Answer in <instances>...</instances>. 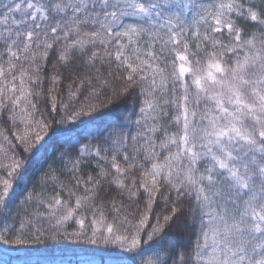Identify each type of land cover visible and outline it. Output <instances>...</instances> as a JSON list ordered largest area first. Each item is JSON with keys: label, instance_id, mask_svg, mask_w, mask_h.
<instances>
[{"label": "snow or ice", "instance_id": "snow-or-ice-1", "mask_svg": "<svg viewBox=\"0 0 264 264\" xmlns=\"http://www.w3.org/2000/svg\"><path fill=\"white\" fill-rule=\"evenodd\" d=\"M129 98L27 207H11L21 163H0V241L38 242L47 224L45 238L153 242L148 264H264V0L0 4V112L26 151L49 127L38 105L65 124ZM173 225L183 235L165 239Z\"/></svg>", "mask_w": 264, "mask_h": 264}, {"label": "trees", "instance_id": "trees-1", "mask_svg": "<svg viewBox=\"0 0 264 264\" xmlns=\"http://www.w3.org/2000/svg\"><path fill=\"white\" fill-rule=\"evenodd\" d=\"M6 2L7 0H0V4ZM184 15L186 18L189 17L187 12ZM136 20V17H125L123 22L134 23ZM103 99L104 96H101V100ZM38 107L43 110L49 127L43 131L34 129V132H39L43 139L39 142L30 141L33 146L27 151L23 143L15 139L14 133L19 135V132L12 127L11 122L7 119L8 113L0 112V132H3V135L8 136L11 140V144H9L3 140V136H0V144H3V149L7 151V156L3 151H0V163L10 164L13 160L21 163L20 168L11 177L13 180L12 191L15 194L11 207L14 211L17 208L27 207L24 204V197L28 192L40 191L43 181L52 174L51 169L62 167V157L65 153H75V149L79 147L78 144H75L76 140L81 143H98L96 137L99 136V132L97 129L106 130L113 123L123 121V117L128 114L132 104L130 98L106 104L90 116H84L78 121L65 124L57 123L61 118L62 110L55 114H49L43 103ZM37 118H40L39 113ZM124 124L128 130L130 126L126 121ZM5 176L6 170L0 169V178ZM46 187L50 188L51 182ZM162 208L163 205L159 204L155 211L160 212ZM152 222L154 221H150V223ZM48 227L47 224L44 225V235L38 242L13 244L11 240L16 238L15 234L10 235L7 244L0 241V264H65L67 261L81 260L93 261L96 264H148L149 261L156 259L160 251L159 246L153 242H142L137 249L129 251L126 247L121 248L118 244H90L84 239L73 237L45 238L51 236V232L47 230ZM77 229L78 225L74 221H68L60 229V232L71 233ZM182 235L183 233L173 225L167 230L165 239ZM146 239V235H143V240Z\"/></svg>", "mask_w": 264, "mask_h": 264}, {"label": "rangeland", "instance_id": "rangeland-1", "mask_svg": "<svg viewBox=\"0 0 264 264\" xmlns=\"http://www.w3.org/2000/svg\"><path fill=\"white\" fill-rule=\"evenodd\" d=\"M54 264H56V263H54ZM65 264H96V263H93V261L81 260V261H67V262H65ZM117 264H120V263H117ZM123 264H125V263H123Z\"/></svg>", "mask_w": 264, "mask_h": 264}]
</instances>
